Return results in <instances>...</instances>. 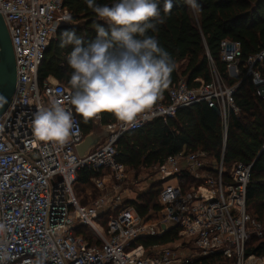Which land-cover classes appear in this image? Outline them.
Listing matches in <instances>:
<instances>
[{
    "label": "built area",
    "instance_id": "built-area-1",
    "mask_svg": "<svg viewBox=\"0 0 264 264\" xmlns=\"http://www.w3.org/2000/svg\"><path fill=\"white\" fill-rule=\"evenodd\" d=\"M65 1L0 0L17 72L15 92L0 117V264H197L207 258L214 259L211 264H264V256L246 254L251 239L263 236L262 225L247 210L252 165L238 162L228 168L224 161L229 121L241 113L235 102L240 83L228 85L209 57L208 84L190 88L181 78L166 101L158 100L134 125L117 120L102 128L109 132L105 142L81 158L77 147L85 135L68 101L71 92L52 78L43 87L38 80L50 43L69 24ZM221 61L228 65L229 78L249 80L256 96L264 98V50L244 60L240 43L223 41ZM52 99L60 100L75 119L64 143L41 141L32 132L37 108L49 106ZM198 103L220 115V160L204 152H180L150 168L161 172L154 182H162L159 210L143 217L126 204L132 201L129 189L121 186L130 170L117 162L116 144L125 133L156 120L166 123ZM84 169L103 174L92 179L100 196L87 206L75 193ZM80 227L90 232L89 240L76 234ZM174 228L178 239L172 243L138 244Z\"/></svg>",
    "mask_w": 264,
    "mask_h": 264
},
{
    "label": "trees",
    "instance_id": "trees-1",
    "mask_svg": "<svg viewBox=\"0 0 264 264\" xmlns=\"http://www.w3.org/2000/svg\"><path fill=\"white\" fill-rule=\"evenodd\" d=\"M96 2L111 4L114 0ZM159 5L164 15V23L157 25L158 32L152 33L149 30V34H155L160 45L171 54L174 68L169 74L167 87L162 90L158 100L166 101L169 89L181 78L187 81L190 88L208 84L211 81L209 57L228 85L240 83L235 102L241 113L237 116L232 115L229 121L224 161L228 168L238 162L252 165L247 189V210L262 225L263 236L251 239L246 254L263 257L264 98L256 96L254 86L249 80L229 78L228 65L221 61V43L223 41L240 43L244 60L262 52L264 0H171V7L166 13L163 11L165 0H159ZM65 6L73 17L72 23L57 31L39 69L38 80L43 87L44 83L52 78L72 93L69 84L72 70L67 63V54L73 46L61 48L60 33L66 29L74 30L87 42L94 39L97 34L95 25L105 22L88 6L86 0H66ZM260 72L264 76V61ZM75 115L85 136L94 132L97 127L104 128L118 120L112 113L106 111L99 113L98 119L95 117L85 119L76 112ZM115 149L117 162L135 173L142 169L161 166L169 157L180 152H204L213 161H219L223 151L221 118L215 109L209 108L205 103H198L179 110L176 117L166 123L156 120L141 130L125 133L118 140ZM102 175L88 169L80 171L75 191L81 195L83 191L79 187L91 186L92 179ZM161 186L162 182L152 183L148 192L140 196L139 201H128L126 204L134 207L143 217L158 211L156 198ZM99 196L98 192L94 200ZM77 198L81 202V199ZM81 204L87 206L82 202ZM76 234H82L88 240L91 237L85 227L78 228ZM177 234L178 229H170L161 237L141 239L138 244L150 248L172 243L178 239ZM213 260L207 258L197 264H211Z\"/></svg>",
    "mask_w": 264,
    "mask_h": 264
},
{
    "label": "clouds",
    "instance_id": "clouds-1",
    "mask_svg": "<svg viewBox=\"0 0 264 264\" xmlns=\"http://www.w3.org/2000/svg\"><path fill=\"white\" fill-rule=\"evenodd\" d=\"M86 2L105 23L95 25L97 34L87 42L74 30L60 33L59 46H73L67 54L72 70L68 101L85 119L106 111L134 125L156 105L174 68L171 54L155 34H149L164 23L159 0ZM170 7L171 0H165L163 11ZM72 20L71 15L64 16L65 22ZM75 126L73 112L58 99L39 106L33 115L32 132L41 141L64 143Z\"/></svg>",
    "mask_w": 264,
    "mask_h": 264
},
{
    "label": "water",
    "instance_id": "water-1",
    "mask_svg": "<svg viewBox=\"0 0 264 264\" xmlns=\"http://www.w3.org/2000/svg\"><path fill=\"white\" fill-rule=\"evenodd\" d=\"M17 81L16 63L12 43L7 26L0 16V117L6 111L15 92ZM109 132H92L85 136L84 141L77 147L79 157L84 158L98 146Z\"/></svg>",
    "mask_w": 264,
    "mask_h": 264
},
{
    "label": "rangeland",
    "instance_id": "rangeland-1",
    "mask_svg": "<svg viewBox=\"0 0 264 264\" xmlns=\"http://www.w3.org/2000/svg\"><path fill=\"white\" fill-rule=\"evenodd\" d=\"M94 132L101 133L102 128L97 127ZM105 139L106 138L102 140L101 144L105 142ZM160 173L161 172L159 169H142L139 173L130 171L127 175V182L124 184V186H121V189H129L127 190L129 198L132 201H139L140 196L148 192L152 183L155 182L158 176H160ZM79 189L82 190L83 193L80 195V193L75 191L76 195L85 205H88L89 203L91 204L98 195V191L93 183H91V186H82L79 187Z\"/></svg>",
    "mask_w": 264,
    "mask_h": 264
},
{
    "label": "crops",
    "instance_id": "crops-1",
    "mask_svg": "<svg viewBox=\"0 0 264 264\" xmlns=\"http://www.w3.org/2000/svg\"><path fill=\"white\" fill-rule=\"evenodd\" d=\"M154 183V182H153Z\"/></svg>",
    "mask_w": 264,
    "mask_h": 264
}]
</instances>
